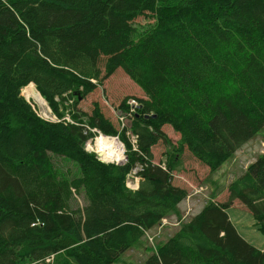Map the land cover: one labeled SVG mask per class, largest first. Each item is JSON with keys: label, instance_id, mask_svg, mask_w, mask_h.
Returning <instances> with one entry per match:
<instances>
[{"label": "trees", "instance_id": "16d2710c", "mask_svg": "<svg viewBox=\"0 0 264 264\" xmlns=\"http://www.w3.org/2000/svg\"><path fill=\"white\" fill-rule=\"evenodd\" d=\"M119 68L147 95L130 124L136 143L120 135L121 164L86 148L90 128L119 133L102 106L78 107ZM30 86L59 121L39 115L22 94ZM263 129L264 0H0V264H114L179 214L184 151L216 171ZM160 141L165 164L154 161ZM228 192L146 264H264L228 213L240 202L264 233V153Z\"/></svg>", "mask_w": 264, "mask_h": 264}, {"label": "rangeland", "instance_id": "374dc122", "mask_svg": "<svg viewBox=\"0 0 264 264\" xmlns=\"http://www.w3.org/2000/svg\"><path fill=\"white\" fill-rule=\"evenodd\" d=\"M148 21L147 18L140 16L134 22L138 25H145ZM94 81L96 80L94 79ZM22 94L32 103L35 110L42 117L52 120L56 116L46 99L45 101L50 109L48 113L42 110L34 99L27 97L24 89ZM130 97H136L141 104V99H147L144 90L134 82L123 69L119 68L93 92L89 93L88 96L80 99L78 107L81 111L90 114L93 109V103L98 101L106 117L113 121L119 131L115 136L120 137L121 135L122 137V132H125L126 136L133 143L132 135L134 132L130 128V124L134 118L125 116V107H122L123 101H125V104ZM71 115V111H67L65 116L75 123H78ZM121 117H123V119H121ZM90 129L95 135L94 138H92L93 140H89V145H87L88 141L86 142V148L88 151L98 153L94 147V142L96 138L100 136V133L106 134L96 127ZM164 130L173 143L176 144L179 141V132L175 131L170 124L165 125ZM129 131H131V133H129ZM263 133L264 129L258 136L250 140V145L247 147L245 153L240 152L239 149L232 158L216 171H210L209 168L194 158L188 150L184 151L185 153L181 155V160L178 162L174 171V182L188 190L187 198L181 203V206H179V214L169 216L165 222L161 221L158 226L147 231L146 237H144L141 242L145 244L146 251L141 248L139 245L140 242H137L131 249L124 252L114 264H146L148 256L152 253L158 242L165 240L176 232L181 224L190 220L206 202L213 198L216 200L218 197H222L221 199L224 200L230 183L244 172L252 163L253 158L255 160L260 155L258 146L261 140L259 137H263ZM120 142L124 148L125 159L122 162L124 163L127 161V147L122 140H120ZM166 152L167 145L163 141H160L153 148L155 156L154 161L157 163L163 162L165 164L167 157ZM129 181L134 183L136 179L129 178ZM230 213L233 214L236 224L245 234L253 232L255 219L247 208L244 206L238 208L237 206L234 207Z\"/></svg>", "mask_w": 264, "mask_h": 264}, {"label": "bare ground", "instance_id": "6f19581e", "mask_svg": "<svg viewBox=\"0 0 264 264\" xmlns=\"http://www.w3.org/2000/svg\"><path fill=\"white\" fill-rule=\"evenodd\" d=\"M24 92L27 97L32 98L40 106V108L47 113L50 111L45 99L41 93L33 86L25 87ZM94 147L105 161L123 162L124 148L119 139L116 137L105 136L100 134L94 142Z\"/></svg>", "mask_w": 264, "mask_h": 264}, {"label": "crops", "instance_id": "0c3cea01", "mask_svg": "<svg viewBox=\"0 0 264 264\" xmlns=\"http://www.w3.org/2000/svg\"><path fill=\"white\" fill-rule=\"evenodd\" d=\"M262 135H263V137H262V136L259 137L260 140H261V142H260V145L258 146V148H259V153H260V154L264 153V133H263ZM257 136H258V135H257ZM249 143H250V141L247 142V143H246V144L240 149V152L245 153L246 150H247V147L250 145ZM252 162H254V158H253ZM206 167H207V166H206ZM207 168H209V167H207ZM228 195H229V192H227V194L224 196V200L221 199L222 197H218L216 200H219L220 202H221V201H225V200L227 199ZM199 197H200V196H199ZM196 200H199V199H196ZM180 206H181V204H180ZM237 206H238V208H239V207L242 206V204H241L240 202H238V201H235V203L233 204V206L230 207V208L228 209V213H229V216H230L232 222H233L234 225L236 226V228H237V230L239 231V233H240L245 239H247L248 241H250L251 243H253V244H254L256 247H258L259 249L264 250V233H262V232L259 230V228H258V226H257V224H256V221H255V223H254V230H253V232H252V233H246V234H245V233L241 230V228H239V226L236 224L235 219H234V216H233V214L230 213V211H231L234 207H237ZM200 209H201V208H199L198 211H199ZM141 242H142V241H140V243L138 242L139 245L141 246V248H142L144 251H146V246H145V244H144V243H141Z\"/></svg>", "mask_w": 264, "mask_h": 264}, {"label": "built area", "instance_id": "2783aa9c", "mask_svg": "<svg viewBox=\"0 0 264 264\" xmlns=\"http://www.w3.org/2000/svg\"><path fill=\"white\" fill-rule=\"evenodd\" d=\"M95 82V81H94ZM142 104L140 103V101L136 98V97H130L127 101H126V104H125V116H130V117H135V114L138 112V109L139 107L141 106ZM55 116V115H54ZM63 119H66L67 121H70L72 123H75L74 121L70 120L68 117H64ZM121 119H123V117H121ZM52 120H55V121H59V117L58 116H55ZM129 133H131V131H129ZM100 134H103V133H100ZM111 137H116L117 139L120 140V137L119 136H111ZM132 138H133V144L136 143L137 141V135L133 134L132 135ZM93 140V139H91ZM89 142H87V145H89ZM124 145V144H123ZM101 159H103L101 156H100ZM116 163H119V162H116ZM137 174V170H133L129 175H128V180H127V183H128V186L131 185L130 188H138L137 185L139 186V180H140V177L136 175ZM129 178H135L136 181L133 183L131 181H129ZM167 218H163L162 219V222H165ZM150 239L152 240V238L150 237Z\"/></svg>", "mask_w": 264, "mask_h": 264}, {"label": "water", "instance_id": "95a60500", "mask_svg": "<svg viewBox=\"0 0 264 264\" xmlns=\"http://www.w3.org/2000/svg\"><path fill=\"white\" fill-rule=\"evenodd\" d=\"M105 136H108V135H105ZM98 155L101 156V153H99Z\"/></svg>", "mask_w": 264, "mask_h": 264}, {"label": "clouds", "instance_id": "9594fccd", "mask_svg": "<svg viewBox=\"0 0 264 264\" xmlns=\"http://www.w3.org/2000/svg\"><path fill=\"white\" fill-rule=\"evenodd\" d=\"M129 187H131V185H129ZM137 187H138V185H137Z\"/></svg>", "mask_w": 264, "mask_h": 264}]
</instances>
